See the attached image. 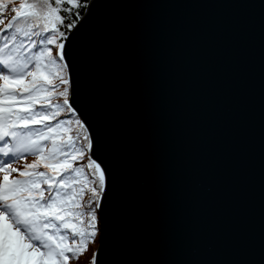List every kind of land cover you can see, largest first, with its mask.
Segmentation results:
<instances>
[{
	"label": "water",
	"instance_id": "water-1",
	"mask_svg": "<svg viewBox=\"0 0 264 264\" xmlns=\"http://www.w3.org/2000/svg\"><path fill=\"white\" fill-rule=\"evenodd\" d=\"M82 16L74 101L114 182L98 264H264V0Z\"/></svg>",
	"mask_w": 264,
	"mask_h": 264
},
{
	"label": "snow or ice",
	"instance_id": "snow-or-ice-1",
	"mask_svg": "<svg viewBox=\"0 0 264 264\" xmlns=\"http://www.w3.org/2000/svg\"><path fill=\"white\" fill-rule=\"evenodd\" d=\"M15 5L0 0V264H98L114 182L74 101L68 35L88 3Z\"/></svg>",
	"mask_w": 264,
	"mask_h": 264
},
{
	"label": "trees",
	"instance_id": "trees-1",
	"mask_svg": "<svg viewBox=\"0 0 264 264\" xmlns=\"http://www.w3.org/2000/svg\"><path fill=\"white\" fill-rule=\"evenodd\" d=\"M19 2H20V0H16V5L15 6H18L19 5ZM89 2V0H87V3ZM80 12H81V15H83L84 14V12H85V9H81L80 10ZM8 15L10 16L11 15V13H8ZM31 160H32V158L30 157L29 159H28V161H26L27 163H30L31 162ZM23 163V162H22ZM17 167H22V164L21 165H16ZM93 248H95V245H93L92 246ZM90 259V253H86L85 255H83L80 259H79V261L77 262V261H70V264H88V260Z\"/></svg>",
	"mask_w": 264,
	"mask_h": 264
}]
</instances>
